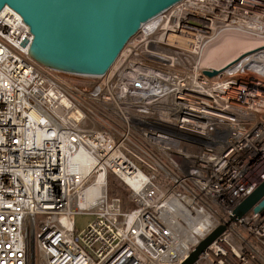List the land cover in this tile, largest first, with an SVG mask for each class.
<instances>
[{
    "label": "built area",
    "instance_id": "built-area-1",
    "mask_svg": "<svg viewBox=\"0 0 264 264\" xmlns=\"http://www.w3.org/2000/svg\"><path fill=\"white\" fill-rule=\"evenodd\" d=\"M230 35L246 49L205 65ZM32 41L5 7L0 264H182L221 225L195 264H264V196L233 220L264 180L247 185L264 169V0H183L95 77L38 64Z\"/></svg>",
    "mask_w": 264,
    "mask_h": 264
},
{
    "label": "water",
    "instance_id": "water-1",
    "mask_svg": "<svg viewBox=\"0 0 264 264\" xmlns=\"http://www.w3.org/2000/svg\"><path fill=\"white\" fill-rule=\"evenodd\" d=\"M183 0H0L30 28V55L38 64L65 74L104 75L143 24ZM217 71H208L209 77ZM264 196V180L234 210L242 218ZM226 230L219 226L182 264H195Z\"/></svg>",
    "mask_w": 264,
    "mask_h": 264
},
{
    "label": "rangeland",
    "instance_id": "rangeland-1",
    "mask_svg": "<svg viewBox=\"0 0 264 264\" xmlns=\"http://www.w3.org/2000/svg\"><path fill=\"white\" fill-rule=\"evenodd\" d=\"M234 36V35H230L225 37L223 40H221L219 43V45L216 47V45L214 46L215 50H213V54H211L210 56L214 58V60H212L211 58V62H207V59L204 60V64L205 65H216V66H220L224 63L227 62V60H230V58H233L236 56L237 53L243 51L244 49H246V45L243 43L244 40H242L241 38ZM238 39V40H236ZM236 40V41H235ZM235 41V42H234ZM231 42V43H230ZM238 44H237V43ZM242 42V44H241ZM230 43V45H229ZM235 43V44H234ZM244 44V45H243ZM227 45V46H226ZM229 45V46H228ZM225 55H224V54ZM235 55V56H234ZM224 56V57H223ZM264 169L259 170L255 175H253L249 182L247 183V185L255 183L257 180V177L260 175V173L263 171ZM112 176V175H111ZM110 176V177H111ZM117 178V177H115ZM116 191H115V195H117L118 197H120L123 201H124V195L127 194V190L126 188H124L121 184H120V180L117 178L116 179ZM113 187L111 185V182L109 181V192L110 194L113 193ZM113 195V194H112ZM131 205H129V202H125L124 207L125 208H129ZM92 221V217L88 216V215H78L75 218V226L78 230H83L87 227V225Z\"/></svg>",
    "mask_w": 264,
    "mask_h": 264
},
{
    "label": "trees",
    "instance_id": "trees-1",
    "mask_svg": "<svg viewBox=\"0 0 264 264\" xmlns=\"http://www.w3.org/2000/svg\"><path fill=\"white\" fill-rule=\"evenodd\" d=\"M66 77H69V78H73V79H78V77H74V76H68V75H65ZM117 178H115V176H111V177H109V181L111 182V185L112 186H114L113 187V195L112 196H117V195H115V191H116V180ZM120 184L124 187V188H126V190H127V192L129 191V189L127 188V186L124 184V183H122V182H120ZM123 201V200H122ZM125 202H129V205H131L129 208H131V209H133L134 207H135V205L133 204V202L131 201V199H130V197H129V192L127 193V194H125L124 195V201H123V203L125 204Z\"/></svg>",
    "mask_w": 264,
    "mask_h": 264
},
{
    "label": "bare ground",
    "instance_id": "bare-ground-1",
    "mask_svg": "<svg viewBox=\"0 0 264 264\" xmlns=\"http://www.w3.org/2000/svg\"><path fill=\"white\" fill-rule=\"evenodd\" d=\"M236 40H238V39H236ZM236 40H235V41H236ZM235 41H234V42H235ZM230 43H231V42H230ZM230 43H229V45H230ZM236 43H237V42H236ZM234 44H235V43H234ZM237 44H238V43H237ZM241 44H242V42H241ZM229 45H228V46H229ZM243 45H244V44H243ZM226 46H227V45H226ZM211 54H213V52H212ZM223 54H224V53H223ZM237 54H238V53H237ZM237 54H236V55H237ZM224 55H225V54H224ZM234 56H235V55H234ZM223 57H224V56H223ZM211 58H212V57H211ZM211 58H209V60H210ZM230 59H231V58H230ZM209 60H207V61H209ZM227 61H228V60H227ZM203 62H204V61H203ZM214 65H215V64H214ZM215 66H216V65H215Z\"/></svg>",
    "mask_w": 264,
    "mask_h": 264
}]
</instances>
